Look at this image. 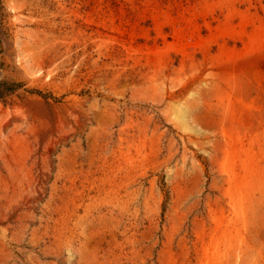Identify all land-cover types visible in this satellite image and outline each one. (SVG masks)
I'll return each mask as SVG.
<instances>
[{
    "label": "rangeland",
    "instance_id": "1",
    "mask_svg": "<svg viewBox=\"0 0 264 264\" xmlns=\"http://www.w3.org/2000/svg\"><path fill=\"white\" fill-rule=\"evenodd\" d=\"M0 264H264V0H0Z\"/></svg>",
    "mask_w": 264,
    "mask_h": 264
}]
</instances>
